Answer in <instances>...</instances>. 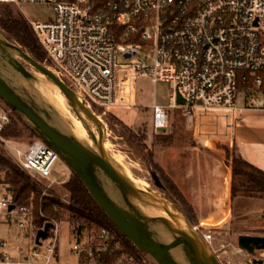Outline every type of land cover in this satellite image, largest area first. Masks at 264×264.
Instances as JSON below:
<instances>
[{
    "label": "built area",
    "instance_id": "built-area-1",
    "mask_svg": "<svg viewBox=\"0 0 264 264\" xmlns=\"http://www.w3.org/2000/svg\"><path fill=\"white\" fill-rule=\"evenodd\" d=\"M0 1L16 6L45 1L55 7L56 15L49 20L28 19L47 52L49 62H45L93 110L133 106L134 84L141 76L154 82L169 81L173 101L151 105L153 131L172 133L174 111L181 108L189 115L195 142L209 144L234 141L243 112L249 107L264 108V0ZM115 24L139 34L141 40L118 42ZM239 97L244 100L241 104ZM10 121V112L0 106V132ZM7 145L13 160L26 172L57 181L54 165L60 156L45 140L38 138L26 148ZM11 203L14 199L9 191L0 199V210ZM15 209L23 218L33 216L32 207L26 204ZM26 224L24 219L19 221L22 228ZM30 228L35 239L32 255L44 256V264H62L55 260L58 235L41 252L36 237L42 227L30 222ZM53 228L57 234L56 223L49 235ZM110 233L103 227L100 236L108 240ZM203 235L209 242L211 235ZM73 249L78 253L87 250L79 239ZM87 252L93 254V250ZM134 258L130 256L126 264H136ZM0 263L23 262L0 254Z\"/></svg>",
    "mask_w": 264,
    "mask_h": 264
},
{
    "label": "rangeland",
    "instance_id": "rangeland-1",
    "mask_svg": "<svg viewBox=\"0 0 264 264\" xmlns=\"http://www.w3.org/2000/svg\"><path fill=\"white\" fill-rule=\"evenodd\" d=\"M13 7L36 21L49 20L56 15L55 7L45 1L25 2L21 6L13 5ZM14 55L26 65L33 76L26 77L7 61L1 63L4 73L20 91L34 99L42 108L48 109L55 124L74 132L73 120L74 117L79 116L61 89L19 54ZM172 86L169 81L154 82L148 76H141L134 84L133 106L112 107L105 111L95 109L98 114H102L101 117L106 122L109 150L112 154L121 155L122 167L136 180L142 181L144 187L163 194L186 215L187 210L190 209L194 214L193 221H190L202 234L211 235L209 243L223 264H264L263 244L255 245L254 250L249 251L239 243L242 235L264 236V180L257 183L252 191L233 192V174L230 165L232 156L236 153L264 170V108L249 107L243 112L236 127L234 141L209 144L195 142L192 126L188 120L189 115L183 109L177 108L173 114L175 128L169 133H175V138L173 142H165L160 136L169 134H156L153 131L151 105L155 101L171 104ZM59 94L64 96L66 104L61 105L57 102L56 98ZM243 102L244 100L239 97L238 103ZM4 103L0 97V106L3 107ZM19 116L30 125L25 118ZM64 124L69 125V128L64 127ZM129 129L135 131L138 137L132 138ZM32 137L30 132L25 133L24 136L10 137L4 136L1 131L0 149L12 158L7 144L26 148ZM86 142L95 145L89 131ZM147 152H152L153 160L165 171L169 180L160 177L158 172L150 167ZM54 171L57 181L53 183L49 180H41L32 174L31 177L40 186L41 200L43 196H50L59 200L61 205L50 206L49 214L39 206L38 212L41 215H48L42 226L35 221V215L31 219L23 218L17 209H14L9 219L8 208L0 210V254H7L12 259L23 262L22 264H44L42 263L45 261L44 256L32 255L35 239L30 222L44 227L48 221H51V227L58 224L55 234L58 235L55 260L62 264H126L130 256H134L138 264H158L146 252L145 254L123 252L110 263L100 261L108 249V244L104 243L107 240L100 236L101 226L86 221L80 235L77 236L74 231L79 222L76 220L78 215L74 214L71 207L77 205L72 203L67 188V182L75 175L73 170L60 157L55 162ZM171 181L184 200L176 195L172 188L170 189L168 182L171 184ZM9 191L7 185L0 182V199L7 196ZM27 205L33 207L35 211V203L32 200ZM230 208H232L230 218L225 222H219L222 215ZM22 219L27 221L24 228L19 225ZM106 225L107 228L113 229L111 224L106 223ZM114 234L118 238L114 243L115 248H121L122 239L118 233ZM18 236L21 239L18 240ZM77 239L80 240L83 249L84 247L87 249L85 252L78 253L73 249V243ZM52 240L51 235L42 239V244L38 243L39 250L46 252V247ZM89 249L93 250L92 255L87 254ZM182 256L186 261L183 253ZM3 258L6 257H1Z\"/></svg>",
    "mask_w": 264,
    "mask_h": 264
},
{
    "label": "water",
    "instance_id": "water-1",
    "mask_svg": "<svg viewBox=\"0 0 264 264\" xmlns=\"http://www.w3.org/2000/svg\"><path fill=\"white\" fill-rule=\"evenodd\" d=\"M15 53L48 76L66 96L80 120L90 132L95 145L83 141L77 134L63 129L51 119V114L26 95L4 73L1 63L7 61L26 77L32 73ZM0 97L59 154L83 181L102 209L141 250L151 255L158 264H184L174 255L183 253L188 264H223L210 243L190 221L186 213L161 193L144 187L116 161L107 145V125L84 97L55 69L37 59L19 43L0 31ZM184 98L179 95V102ZM96 127V129L94 128ZM96 130L98 132H96ZM11 190V187H9ZM143 207L160 210L165 215L146 212ZM16 208L11 203L8 210ZM163 225L172 235L170 241L162 239L156 229ZM52 222L48 221L37 233L36 242L49 235ZM239 243L249 251L263 244L264 236L242 235Z\"/></svg>",
    "mask_w": 264,
    "mask_h": 264
},
{
    "label": "trees",
    "instance_id": "trees-1",
    "mask_svg": "<svg viewBox=\"0 0 264 264\" xmlns=\"http://www.w3.org/2000/svg\"><path fill=\"white\" fill-rule=\"evenodd\" d=\"M13 5L14 4L5 1L0 2V31L3 32L10 40L22 45L37 59L44 62L47 61V52L30 20L25 14H23L22 11L15 10ZM114 28L117 32L118 42H139L141 40L139 34L127 32L124 25L115 24ZM3 107H5L11 114L10 123L2 130V134L4 136L20 137L24 136L25 133L30 132L33 135L31 142L40 138L38 133L30 127V125H28L6 102ZM128 131L132 138L138 137V134L135 131L130 129ZM160 137H162L165 142H173L175 133L162 135ZM147 154V157H149L150 160V167L153 170H156L160 177L169 180L170 178L167 176L165 171L153 160V157L151 156L152 152H147ZM230 165L232 167L233 174V192L237 193L239 190H244L246 192L252 191L253 187L256 186L257 183L264 180V170L262 168L242 156L237 155L236 153L233 154ZM74 174L73 178L67 182V188L70 191V199L73 204L77 205L76 207H71L74 214L78 215L76 220L79 222V224L75 226L74 231L79 234L82 233L86 224L84 222L86 221L97 223L101 226V230L103 227H107L106 223L113 226V229L108 227L111 230L110 238L107 241H104V243L108 244V249L107 252L103 254V259H100V261L110 263L119 253L123 252L145 254L143 250L138 248L131 241V239L117 227L98 202L93 198L81 178L75 172ZM0 182L6 184L7 187H11L10 192L13 195L14 203L16 205H27L31 200L35 203V211L33 207L32 210L33 215H35L34 219L39 226H42L44 221L48 219L47 214H49L50 206L61 205L59 200L50 196H43L41 200V190L38 182H35L30 173L22 169L12 158H10L9 155L2 152L1 149ZM168 185H170V189L172 188L176 195L180 197L182 196L172 181L171 184L168 182ZM39 206L44 209L47 214L41 215L40 212H38ZM187 215L189 219L193 221L194 214L190 209L187 210ZM114 233H118L122 239L121 248H115L114 243L118 238L114 236Z\"/></svg>",
    "mask_w": 264,
    "mask_h": 264
},
{
    "label": "bare ground",
    "instance_id": "bare-ground-1",
    "mask_svg": "<svg viewBox=\"0 0 264 264\" xmlns=\"http://www.w3.org/2000/svg\"><path fill=\"white\" fill-rule=\"evenodd\" d=\"M57 102L61 105L64 103L66 104V100L62 94H59L56 98ZM74 125H73V131L75 134H77L83 141H86L88 139V130L85 127L84 123L79 119V117H74ZM64 127L69 128V125L64 124ZM114 158L117 162L121 164V155L118 153H113ZM134 178V177H133ZM139 183H142L140 180H136ZM143 209L150 213V214H156V215H165L164 212L160 210L153 209L151 207H143ZM156 229L160 235V237L166 241H170L172 238V235L169 233V231L163 226V225H157ZM56 228L51 229V237H55ZM174 255L181 260L184 264H188L186 261H184L182 253L179 249L174 250Z\"/></svg>",
    "mask_w": 264,
    "mask_h": 264
},
{
    "label": "crops",
    "instance_id": "crops-1",
    "mask_svg": "<svg viewBox=\"0 0 264 264\" xmlns=\"http://www.w3.org/2000/svg\"><path fill=\"white\" fill-rule=\"evenodd\" d=\"M8 190H9V187H8ZM246 208V206H244ZM232 211V208H230V210H227L223 215L222 217L220 218L219 222H225L227 219L230 218V213Z\"/></svg>",
    "mask_w": 264,
    "mask_h": 264
}]
</instances>
